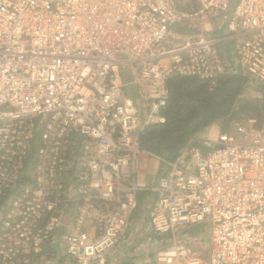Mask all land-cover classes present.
<instances>
[{
  "label": "built area",
  "instance_id": "obj_1",
  "mask_svg": "<svg viewBox=\"0 0 264 264\" xmlns=\"http://www.w3.org/2000/svg\"><path fill=\"white\" fill-rule=\"evenodd\" d=\"M226 74L261 97L264 0H0V264H107L134 223L152 264H264V122L141 181L169 78Z\"/></svg>",
  "mask_w": 264,
  "mask_h": 264
},
{
  "label": "trees",
  "instance_id": "obj_2",
  "mask_svg": "<svg viewBox=\"0 0 264 264\" xmlns=\"http://www.w3.org/2000/svg\"><path fill=\"white\" fill-rule=\"evenodd\" d=\"M221 48L227 52L230 47L224 44ZM249 86V81L240 75L226 74L214 82L170 77L169 97L163 109L166 122L141 132V148L159 158L160 168H164V162L174 161L185 148H202L199 135L214 123L226 133H232V127L249 118L263 123L264 86L254 87L261 93L256 99L248 96ZM48 251L44 249L43 255L50 254Z\"/></svg>",
  "mask_w": 264,
  "mask_h": 264
},
{
  "label": "crops",
  "instance_id": "obj_3",
  "mask_svg": "<svg viewBox=\"0 0 264 264\" xmlns=\"http://www.w3.org/2000/svg\"><path fill=\"white\" fill-rule=\"evenodd\" d=\"M219 35H221L219 33ZM230 47L229 44H226ZM225 52V51H224ZM230 52V48L227 50ZM156 236L149 230L146 223H134L125 238L110 252L107 264H152L154 254L150 244L151 239ZM51 250L52 254L48 251ZM47 251L50 254L44 255V261L49 264H66L61 258L62 251L57 244H48ZM148 257V261H146Z\"/></svg>",
  "mask_w": 264,
  "mask_h": 264
},
{
  "label": "rangeland",
  "instance_id": "obj_4",
  "mask_svg": "<svg viewBox=\"0 0 264 264\" xmlns=\"http://www.w3.org/2000/svg\"><path fill=\"white\" fill-rule=\"evenodd\" d=\"M129 90L131 91V92H135L136 91V87L135 86H131V87H129ZM248 96H250L251 98H253V99H256L255 98V96H254V93L253 92H251V91H249L248 90ZM249 119H254V118H249ZM248 119V120H249ZM248 120H246V122L244 121V122H240V123H237V124H239V125H247V122H248ZM236 124V125H237ZM217 125V127L220 129V131H222L221 130V127H220V124H216ZM249 126V125H248ZM209 129V128H208ZM232 130V133L230 132V134H232V135H235V136H237V137H239V135H238V133L235 131V126L234 127H232L231 128ZM208 131V130H207ZM206 130L204 131V132H202V139L204 138V139H206L207 138V132ZM163 168H160V165H159V160H157L156 158H148V160L145 162V163H143L142 164V170L145 172H142L141 173V181H143V179H144V177H145V174L147 173V176H148V179H150V181L149 182H151V180H152V177L154 176V174H155V172L156 171H159V173L161 172V170H162ZM200 230V228L199 227H195V228H192V230L190 231V233H193L194 235H196L197 233H195V232H198ZM108 263V262H107ZM33 264H49V262L48 261H44V260H42V259H37V260H35L34 261V263Z\"/></svg>",
  "mask_w": 264,
  "mask_h": 264
}]
</instances>
